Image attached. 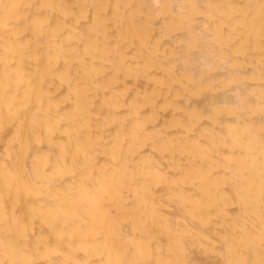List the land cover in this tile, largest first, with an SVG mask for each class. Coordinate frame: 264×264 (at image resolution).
<instances>
[{
	"label": "bare ground",
	"instance_id": "6f19581e",
	"mask_svg": "<svg viewBox=\"0 0 264 264\" xmlns=\"http://www.w3.org/2000/svg\"><path fill=\"white\" fill-rule=\"evenodd\" d=\"M0 264H264V0H0Z\"/></svg>",
	"mask_w": 264,
	"mask_h": 264
}]
</instances>
